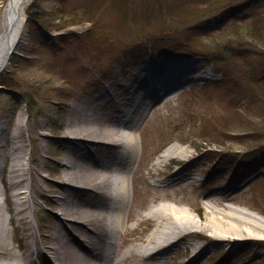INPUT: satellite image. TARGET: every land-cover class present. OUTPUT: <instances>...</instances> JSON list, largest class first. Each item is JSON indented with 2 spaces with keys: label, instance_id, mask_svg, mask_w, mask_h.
<instances>
[{
  "label": "rangeland",
  "instance_id": "374dc122",
  "mask_svg": "<svg viewBox=\"0 0 264 264\" xmlns=\"http://www.w3.org/2000/svg\"><path fill=\"white\" fill-rule=\"evenodd\" d=\"M5 1L0 0V14ZM77 1L88 4V8L91 5L90 0H67L66 9L77 8ZM96 1V32L89 37L84 32L94 27L81 13L73 17L76 24L62 26L54 15L60 0H31L26 6L25 43L0 72L4 80L10 72L15 83V87L0 84V126L5 127L0 130V223L7 248H0L4 252V263L0 264H19L17 256L23 253L33 259L32 264H48L42 252L43 236L52 230L60 209L55 199L59 192L51 190V183L62 171V135L70 136L75 129L82 133V127L89 123L72 118L85 115L103 85L126 82L129 72L153 55L194 58L197 67L191 68L181 85L147 100L150 103L135 133L137 159L121 174L129 182L130 209L143 218L150 205L187 208L194 220L190 227L200 233L185 239L204 247L201 264H264V239L254 238L246 230H264V127L258 112L235 110L236 106L243 110L248 93L247 81L240 78L244 73L240 76L232 71L236 68L234 60L215 63L206 55L209 41L192 35L196 34L195 25L205 34V30H216L221 24L219 33L224 34L231 28L222 19L231 14L241 21L238 26H250L249 8L260 4L264 9V0H228L212 6L192 4L195 0ZM66 32L75 38L63 49L60 40L68 36ZM240 35L234 37L233 44L243 42L250 50L261 49L260 44L253 45ZM261 73L264 68L260 66L255 75ZM77 106L82 107L79 110ZM74 107L77 112L71 117ZM70 126L74 130L67 128ZM259 128L262 141L256 132H250ZM21 143L24 152L12 148ZM173 144L185 152L156 164L160 153ZM257 144L261 146L251 148ZM20 153L29 169L25 170L24 182L10 187L6 184L10 162ZM30 169L37 171L41 191L31 192L34 207L29 203L17 212L22 198L15 192L23 184L27 186V201L30 197ZM188 173L198 179L185 180L183 175ZM174 178H179L177 183L172 182ZM229 183L232 186L226 197L217 186ZM19 215L23 222L17 219ZM144 219L135 238L126 233L119 237V251L164 226L157 218ZM235 224L243 228L238 230ZM215 233L225 234L229 240L218 241ZM190 253L191 247L181 243L166 255L173 264H191L187 263Z\"/></svg>",
  "mask_w": 264,
  "mask_h": 264
},
{
  "label": "bare ground",
  "instance_id": "6f19581e",
  "mask_svg": "<svg viewBox=\"0 0 264 264\" xmlns=\"http://www.w3.org/2000/svg\"><path fill=\"white\" fill-rule=\"evenodd\" d=\"M30 2L31 0L5 1L0 14V71L8 67L12 56L25 43L26 6ZM144 60L129 72L126 82L103 85L102 91L94 98L93 105H90L85 115L72 118L89 123L82 127V133L75 132V129L70 136L62 135V171L51 183V190L59 192L55 199L60 209L56 221L51 225L52 230L43 236L42 252L48 264H127V260H133V264H173L166 254L181 243L185 247H191L192 253L187 263L201 264L200 257L204 254V247L185 239L200 233L193 230L195 227H190L194 220L187 208H174L166 203L150 205L143 218L138 217L141 213L130 209V194L127 190L129 182L121 174L127 172L137 159L135 133L140 126L138 120L143 117L150 103L147 100L158 93L163 96L181 85L189 77L191 68L197 67L193 58L182 56L153 55ZM81 107L77 106L79 110ZM75 108L70 112L71 117L77 112ZM67 128L74 130L71 126ZM4 129V126H0V130ZM179 147L177 144L167 147L155 160L156 164L173 158L178 152L184 153V149ZM12 148H19L20 152H24L23 143ZM11 153L10 151L9 154ZM4 156L7 157L8 153ZM186 156L189 155L186 153ZM23 158V153L18 155V159L12 157L6 179V184L10 187L24 182L25 170L29 168H25ZM31 170L29 200L25 198L27 186L24 184L15 192L22 198L17 212L26 209L29 203L32 207L35 205L31 192L35 193L39 189L38 177L37 171ZM183 177L185 180L198 179L191 173ZM245 177L244 173L242 181ZM178 180L179 178H174L172 182L177 183ZM242 181L239 184H244ZM231 186L229 183L217 188L227 197ZM162 197L165 198L164 195ZM215 199L220 202L217 197ZM206 205L210 206L208 203ZM212 211L217 213L214 207ZM151 217L157 218L164 226L159 225L160 228L146 238L126 244L119 251V237L126 233L135 238L133 235L138 224L147 220L144 218ZM17 219L23 222V216L19 215ZM237 226L238 230L243 228ZM3 229L0 223V248H6L5 238L1 236ZM246 230L248 235L264 239V230ZM213 236L218 241L229 240L225 234L215 233ZM3 253L0 249L2 263ZM17 259L19 264H32L33 260L24 253L17 256Z\"/></svg>",
  "mask_w": 264,
  "mask_h": 264
},
{
  "label": "trees",
  "instance_id": "16d2710c",
  "mask_svg": "<svg viewBox=\"0 0 264 264\" xmlns=\"http://www.w3.org/2000/svg\"><path fill=\"white\" fill-rule=\"evenodd\" d=\"M195 1L196 2L192 4H203L210 6L215 5L217 3L223 4L228 2V0H195ZM90 2L91 5L88 8V4L80 3V1H77L75 5L78 7L69 10L66 9L65 7L67 5V0H60V2L58 3L59 5L56 8L57 12L56 13L54 12V15L58 18V22H60L59 25L66 26L73 23L76 24V20L73 17H76L78 13H81L82 16L86 17V20L90 21L91 25L94 27V25L96 24V20H95V12L97 10L96 5L98 7L99 5L96 0H90ZM187 5L193 6L189 3H187ZM90 7H92V9H90ZM234 8H232L231 11L235 12L236 10ZM255 9H261V11ZM249 10L251 11V13H249L248 16V19L251 17L249 19L251 22L250 26L247 27L245 25L238 26V24L236 23H238L240 20L236 19V16H234V14H231L222 19V23H227V25L229 24L231 28V30L226 31L224 34L219 33L223 29V27H221L222 26L221 24V26L219 25L216 30H211V29L205 30V34H202L200 27L195 25L193 27L194 30L196 31V34H192V35L195 37V39H206L209 41L208 43L209 46L205 48V50L207 51L206 55H210L211 59L214 60L215 63H223L227 59H229L230 61L232 60L233 63L234 60L235 62L234 64L236 68L234 70L232 69V71H236V73H238L240 76L244 73V75L239 77L243 78L244 81H247L245 94L248 93L243 103V110L237 106L235 107L236 108L235 110L240 111L243 114L251 113L252 111L258 112L260 115L259 118L261 125L264 127V73L255 75L256 73H258L260 66L264 68V9H262L261 5L259 4L256 6L253 5L252 8H249ZM258 11L259 13H257ZM246 22L247 21H245V23ZM95 27L88 29L86 32H84L85 35L92 37L96 32ZM66 34L68 36H65L63 39L60 40L61 41L60 45L61 48L63 49L64 47H66V43L68 42V40L72 41L75 38V36L74 37L71 36L72 33L66 32ZM240 34H242V36H244L247 40L250 39L249 41L253 45L260 44L261 49L250 50V48H248V45H243L244 44L243 42H238L233 44L232 42H234L235 39L234 37L235 36L241 37ZM223 41H225V43ZM228 69L230 68L228 67ZM222 71H224L226 75H228L229 73L224 66ZM9 74L10 72L6 73L7 78L5 80L2 79V77L0 76V84L6 83L9 84L11 87H15L13 78ZM24 96L26 99H28L26 95ZM26 103L29 105L30 101L26 100ZM244 106L246 108H244ZM27 108H31V107H27ZM242 117L247 118L246 115L244 116L242 115ZM260 130L261 128L257 130L253 129L250 132H256L257 133L256 138L262 141L263 138L260 134ZM241 138L243 139V137ZM218 141L221 144L226 142L221 140ZM260 146L261 144L251 145V148H256Z\"/></svg>",
  "mask_w": 264,
  "mask_h": 264
}]
</instances>
